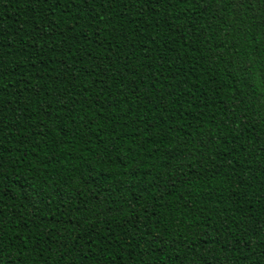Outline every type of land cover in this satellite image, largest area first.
I'll list each match as a JSON object with an SVG mask.
<instances>
[{"label": "trees", "instance_id": "1", "mask_svg": "<svg viewBox=\"0 0 264 264\" xmlns=\"http://www.w3.org/2000/svg\"><path fill=\"white\" fill-rule=\"evenodd\" d=\"M0 264H264V0H0Z\"/></svg>", "mask_w": 264, "mask_h": 264}]
</instances>
